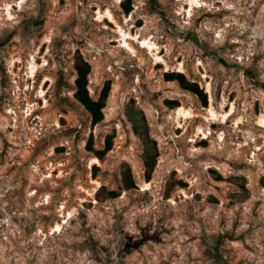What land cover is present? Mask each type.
<instances>
[{"label": "rangeland", "instance_id": "374dc122", "mask_svg": "<svg viewBox=\"0 0 264 264\" xmlns=\"http://www.w3.org/2000/svg\"><path fill=\"white\" fill-rule=\"evenodd\" d=\"M196 1L0 0V264H264V0Z\"/></svg>", "mask_w": 264, "mask_h": 264}, {"label": "bare ground", "instance_id": "6f19581e", "mask_svg": "<svg viewBox=\"0 0 264 264\" xmlns=\"http://www.w3.org/2000/svg\"><path fill=\"white\" fill-rule=\"evenodd\" d=\"M197 3V1L196 0H190V6L192 7V6H194L195 4ZM195 7V6H194ZM190 10L188 11V16L190 15ZM104 19H109V20H113V18H112V16H111V14L108 12V11H106L104 14H102L101 12H99L98 13V17H97V21H99V22H101V21H103ZM122 32V31H121ZM126 34L123 32V36L124 37H126L125 36ZM129 36V35H128ZM123 37V38H124ZM124 43H126V47H128V51L131 53V54H135V50L126 42V39L124 40ZM154 44V43H153ZM152 43H150V42H148V41H146V42H143L142 43V47L141 48H146V47H148L150 50H152V48L153 47H155V44L153 45ZM125 45V44H124ZM149 45V46H148ZM158 59H160V58H156L155 60H158ZM35 72H36V66L34 65V63L32 62V63H30V65H29V68H28V74L30 75V77H33L34 76V74H35ZM39 94H43V92L42 91H40L39 92ZM232 110H233V107L231 108V112H232ZM207 113H208V116H209V118H208V120H215V119H217V114H216V112L213 110V107L212 106H210L209 107V109H208V111H207ZM230 115V113L229 114H223L222 116H221V120H222V122H226L227 120H228V116ZM192 116V112L190 111V110H187V109H185V108H183V107H179V108H177L176 109V113H175V117H176V120H186V119H188V118H190ZM237 124H238V122H237ZM258 125L260 126V127H264V120L261 118L259 121H258ZM145 188H147V187H145ZM58 229H59V226L57 225L56 226Z\"/></svg>", "mask_w": 264, "mask_h": 264}, {"label": "trees", "instance_id": "16d2710c", "mask_svg": "<svg viewBox=\"0 0 264 264\" xmlns=\"http://www.w3.org/2000/svg\"><path fill=\"white\" fill-rule=\"evenodd\" d=\"M85 75H86L85 71H82L79 69L78 78L76 80V84H77L76 96H77L78 100L90 112H92V114L99 113V107H100L99 102H92L87 96L86 89H85V85H86ZM177 77H181V76H177ZM195 93L200 95V92H198L197 90H195ZM98 120H99V118L95 117V121L97 122Z\"/></svg>", "mask_w": 264, "mask_h": 264}]
</instances>
